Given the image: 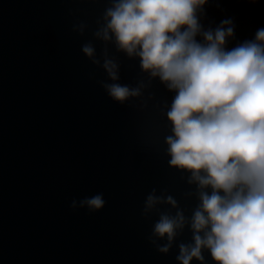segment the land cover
Segmentation results:
<instances>
[{
	"label": "water",
	"instance_id": "95a60500",
	"mask_svg": "<svg viewBox=\"0 0 264 264\" xmlns=\"http://www.w3.org/2000/svg\"><path fill=\"white\" fill-rule=\"evenodd\" d=\"M109 6L0 0V264H179V243L192 242L185 227L169 253L158 252L148 236L159 214H142L153 188L186 216L198 203L185 196L195 190L189 173L170 167L165 151L171 125L162 110L176 93L157 77L142 97L120 104L98 83H112L105 70L81 50L92 41L100 55L104 44L93 32ZM203 8L205 30L232 20L228 50L264 28V0H209ZM79 22L88 25L84 35L72 30ZM108 48L120 62L118 83L147 82L139 58ZM98 193L101 210L70 207ZM204 256L215 264L208 250Z\"/></svg>",
	"mask_w": 264,
	"mask_h": 264
},
{
	"label": "clouds",
	"instance_id": "9594fccd",
	"mask_svg": "<svg viewBox=\"0 0 264 264\" xmlns=\"http://www.w3.org/2000/svg\"><path fill=\"white\" fill-rule=\"evenodd\" d=\"M108 2L93 32L104 44L100 55L92 41L81 50L105 70L112 83H98L120 104L142 97L157 77L176 93L162 110L171 125L165 151L169 166L189 173L187 184L195 185L185 196L198 201L186 216L172 195L166 190L157 195L153 188L142 212L159 214L149 242L167 254L188 227L192 242L179 243V264L193 259L206 264L204 250L215 264H264V28L228 50V38L234 37L231 19L215 29L200 23L209 0ZM87 28L79 22L72 30L84 35ZM109 44L129 59L139 58L147 82L118 83L120 62L109 54ZM105 204L98 193L73 199L70 207L94 212ZM164 204L175 213L157 207Z\"/></svg>",
	"mask_w": 264,
	"mask_h": 264
}]
</instances>
